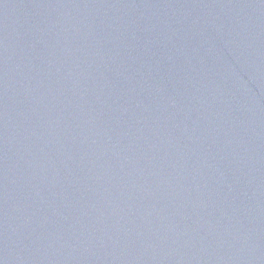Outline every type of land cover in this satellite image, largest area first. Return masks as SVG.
Returning <instances> with one entry per match:
<instances>
[{"label":"water","instance_id":"obj_1","mask_svg":"<svg viewBox=\"0 0 264 264\" xmlns=\"http://www.w3.org/2000/svg\"><path fill=\"white\" fill-rule=\"evenodd\" d=\"M0 264H264V0H0Z\"/></svg>","mask_w":264,"mask_h":264}]
</instances>
